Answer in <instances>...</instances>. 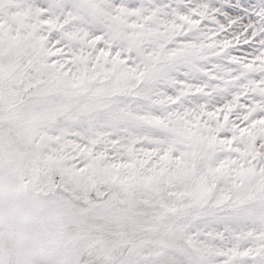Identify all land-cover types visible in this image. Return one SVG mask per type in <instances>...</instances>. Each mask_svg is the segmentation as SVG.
I'll return each instance as SVG.
<instances>
[{
	"label": "snow or ice",
	"instance_id": "1",
	"mask_svg": "<svg viewBox=\"0 0 264 264\" xmlns=\"http://www.w3.org/2000/svg\"><path fill=\"white\" fill-rule=\"evenodd\" d=\"M0 264H264V0H0Z\"/></svg>",
	"mask_w": 264,
	"mask_h": 264
}]
</instances>
